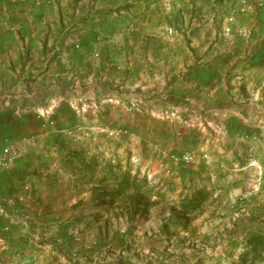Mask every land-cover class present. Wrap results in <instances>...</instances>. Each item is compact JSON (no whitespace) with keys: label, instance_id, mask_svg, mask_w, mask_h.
Returning <instances> with one entry per match:
<instances>
[{"label":"crops","instance_id":"obj_1","mask_svg":"<svg viewBox=\"0 0 264 264\" xmlns=\"http://www.w3.org/2000/svg\"><path fill=\"white\" fill-rule=\"evenodd\" d=\"M110 99L121 102L115 112ZM158 111L198 113L204 125L221 128L208 150L217 166L194 171L175 161L186 136H175L172 122L154 117ZM160 125L164 133L155 132ZM129 126L137 128L143 149L152 140L156 152H167V165L146 172V179L158 172L175 178L177 204L194 203L200 190L219 188L220 199L232 192L227 176L239 172L230 160H264V0H0V154L8 146L21 150L11 167L0 168V264H105L96 256L108 253L103 245L116 235L109 225L98 234L97 223L151 221L142 201L130 209L124 197L131 190L118 194L126 171L121 165L130 155L107 146L64 152L58 143L64 131ZM200 138L205 148L210 137ZM94 158L99 165L119 164L116 177L91 166ZM138 177L130 171V183ZM188 186L194 195L186 193ZM122 200L129 208L109 214ZM239 203L229 195L215 205ZM250 206L241 215L227 212L232 234L243 216L250 231L257 227ZM76 256L86 259L75 262Z\"/></svg>","mask_w":264,"mask_h":264},{"label":"rangeland","instance_id":"obj_2","mask_svg":"<svg viewBox=\"0 0 264 264\" xmlns=\"http://www.w3.org/2000/svg\"><path fill=\"white\" fill-rule=\"evenodd\" d=\"M65 35L67 36L68 33H65L63 36L65 37ZM46 49L48 50L47 54L50 55V53L54 51V46L46 47L45 50ZM111 100L118 99L109 100L111 111L115 112L116 108L121 104L113 108V104L110 102ZM154 117L159 120H164L165 122H172L175 126H172L171 130L175 136H186L185 141L175 151L177 153L180 152L179 156L184 152L192 150L201 155L207 154L208 158L206 160L198 158L195 164L187 166L196 167L197 169L194 171H205L206 168H214L217 166L218 159L216 155L208 150L212 148L211 143L215 140L214 137L220 134L221 128L214 129L213 127L211 128L204 125V121L199 120L201 116H199L198 113L195 115H188V113L185 114L177 111H158ZM198 117L200 118L198 119ZM64 120L67 119L65 118ZM112 120H114V118ZM129 127H126V129L121 127V129L117 128V130L122 131V135L114 140L105 138V136L99 134L97 130L85 131L82 129L83 131L80 130L79 132L74 129L69 130V133L64 131L62 134L59 133L60 137L58 143H61L60 146L64 152H67L66 148L69 146H74L77 147L76 150L81 154L92 149L97 150L99 146H107L112 149H117V151L123 150V156L125 154L130 156L121 166L126 169L128 168L132 173L136 171L139 173V176L146 178V172L149 171L152 174L153 172H157L154 170L159 168L161 164L167 165L168 160L163 157V154L167 152L163 151L161 147L159 148L162 151L160 153L158 151L156 152L154 147L151 146L152 144H156L152 140L150 146L146 150L143 149L139 140L135 138V130L137 128L134 126ZM103 129L106 128L103 127ZM157 131L164 133V126L160 125L155 128V132ZM48 132L54 133L55 127L49 128ZM78 132L79 134L77 135L76 133ZM123 132H125V134H123ZM143 133L144 134H141L143 137L149 134L148 131L145 132V130ZM201 135L204 138L210 137L211 139H208L209 141L205 148H203L205 143L201 142ZM79 137L83 138L77 140L76 138ZM179 137H175V139L178 140ZM193 145H197V147L191 150L187 149L191 148ZM138 154L142 155L140 161L133 158L130 159L131 156H136ZM179 156L177 158H179ZM261 161L263 162L258 164L257 160H255V163H252L251 161H247L246 158L230 160L229 164L233 167L232 171L235 173L239 172L236 176H227L230 182L228 184V186H230L228 190L232 192L228 191L230 194L227 192L221 199L220 194L216 193L219 188H216L215 191L209 187L211 189L208 191L200 190L199 192H195L197 197L195 203L199 200L201 202L195 209L190 207L188 213H184L180 210L182 203L177 204V200L181 198V184L177 182L175 178H166L158 172L153 176L152 181L146 179L147 183H150V188L153 189L152 193L143 196H135L132 193L125 194L124 199L130 202L131 210L135 209L132 207L133 202L141 199L143 203L142 213L143 215L147 214V217L152 216L151 221L145 218L142 222H128L124 226H120V224L118 225L114 221L109 224L97 223L98 234L101 233L103 227L109 225V234L112 236L116 235L113 244L110 245L105 243L103 245L105 252L108 253L102 256H96L97 262H105V264H264V254L262 256L263 259L256 260L255 262L251 260V249L247 244V240L250 238L252 231H250L249 227L245 226L244 218L246 217L243 216L240 218V228L236 230V232H233V234L232 224L226 221L227 212L230 215V213L235 210V213L241 215L243 213L239 211L255 204V207L250 206L251 210L247 211V213L251 217L254 215V217H252L254 220L253 222L257 225L255 230L261 228L264 232V226L262 225L264 221H261V218H264V203L261 205L253 203L259 196L264 200V174L261 173L263 171L262 167L264 166V160H260V162ZM62 163V161L58 162L56 167ZM39 165L45 166L42 162H39ZM115 165L116 164H113V166ZM99 166L103 167L104 165L101 163ZM252 168H255L257 172L255 173L251 170ZM153 179L156 181V184H153ZM138 180L141 181L142 179L139 178ZM253 181L255 182L254 184H252ZM161 182H164L162 186ZM220 184H225V181L223 183L220 181ZM156 186H160L159 190H154ZM260 187L263 190L262 193H260ZM192 190L193 189L188 186L185 191L188 195H194ZM229 195H232L233 199H239L240 203L237 204L236 207L230 208L215 205L217 200L224 201L226 196L228 198ZM127 201L125 203H127ZM119 204L120 205L109 207L108 213L115 215L118 209L126 206L121 205L124 204L123 200L120 201ZM125 208L129 207L126 206ZM137 210H139V208H137ZM168 212L170 215H173V217L167 221L166 214ZM132 213L135 214V212H131L130 214ZM84 226L83 224L81 228ZM140 232L143 234V240L140 239ZM126 233L127 236L125 239L119 238L120 236L118 235ZM148 233L155 234L156 238L148 237L146 239L145 237ZM180 247L183 249L180 250ZM170 248H173L178 255L172 257L171 253L167 252ZM178 249L179 251H177ZM85 259V256H76L75 262H81Z\"/></svg>","mask_w":264,"mask_h":264},{"label":"trees","instance_id":"obj_3","mask_svg":"<svg viewBox=\"0 0 264 264\" xmlns=\"http://www.w3.org/2000/svg\"><path fill=\"white\" fill-rule=\"evenodd\" d=\"M90 165L93 167L99 166L98 164V158H94L91 160ZM104 173L106 174V177L113 178L114 176V170L119 169V164H116L113 166L111 162H106L103 166ZM120 190L118 191V194L124 195L126 191L131 190L135 196L139 195H149L152 193V188H148L149 185L147 183L146 178H143L139 183H136L135 181L130 183V170L127 168L125 171V174L122 177V180L120 182ZM136 203L141 202V199L135 200ZM200 200L197 201V203H187L182 204L180 206V210L184 213L189 212V208L193 207L195 209L199 206ZM264 226V223L262 224ZM247 244L251 249V255H252V262H255L256 260L263 259L264 254V232L261 230V228H258L254 231H252V234L250 238L247 240Z\"/></svg>","mask_w":264,"mask_h":264},{"label":"built area","instance_id":"obj_4","mask_svg":"<svg viewBox=\"0 0 264 264\" xmlns=\"http://www.w3.org/2000/svg\"><path fill=\"white\" fill-rule=\"evenodd\" d=\"M35 1L40 2V0H35ZM110 102L113 104L112 106L113 108L121 104L119 100H111ZM130 107H134V106L131 105ZM97 132L105 136L107 139H112V140L117 139L122 135V131L117 129H97ZM123 134H125V132H123ZM20 156H21V150L18 146L5 147L0 154V168L11 167L20 158ZM198 158L206 160L208 156L207 154L201 155L196 151L192 150V151L184 152L182 155L179 156V158H175V161L181 162L185 165H193L197 162Z\"/></svg>","mask_w":264,"mask_h":264}]
</instances>
